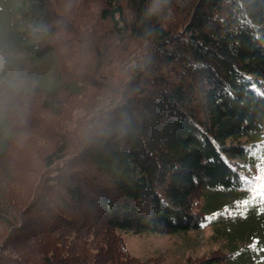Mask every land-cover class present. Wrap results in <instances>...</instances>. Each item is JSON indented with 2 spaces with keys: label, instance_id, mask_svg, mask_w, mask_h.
Returning <instances> with one entry per match:
<instances>
[{
  "label": "trees",
  "instance_id": "obj_1",
  "mask_svg": "<svg viewBox=\"0 0 264 264\" xmlns=\"http://www.w3.org/2000/svg\"><path fill=\"white\" fill-rule=\"evenodd\" d=\"M26 1L23 15L47 26L25 27L27 52L65 63L53 87L23 99L58 115L79 98L93 111L54 137L22 208L5 183L9 121L0 125V264H142L121 233L200 231L227 194L251 191L264 165V0H168L150 17L151 0ZM61 31L75 35L54 41ZM119 59L114 86L104 72Z\"/></svg>",
  "mask_w": 264,
  "mask_h": 264
},
{
  "label": "rangeland",
  "instance_id": "obj_2",
  "mask_svg": "<svg viewBox=\"0 0 264 264\" xmlns=\"http://www.w3.org/2000/svg\"><path fill=\"white\" fill-rule=\"evenodd\" d=\"M58 1L61 4L73 3L76 7L84 2ZM26 4V0H0V27L9 31L18 46L27 54V59L22 65L28 78L27 90L50 89L55 83L57 66L64 61V57L60 58L61 55L55 51L39 58L27 52V46L32 45L34 41H24L22 33L25 27H31L34 21L23 15ZM97 5L88 6V10L94 14L93 19L97 16ZM73 34H64L61 31L52 38L54 41L61 40V37H73ZM130 58L131 56L125 61ZM120 61L121 59L111 62L104 72L105 75L112 76L114 86L118 84L119 74L124 70V63ZM23 98L19 101L26 105L29 99L27 101ZM34 99L28 103L29 111L25 116L28 118L19 119L20 114L17 112L8 120L9 140L5 156L11 167V178L5 183L19 208L30 201L34 187L45 171L43 159L54 149V137L59 133L74 134L78 124L87 122L93 111L89 109L87 102L74 98L66 101L64 113L51 114L42 109L39 99ZM29 118L40 120L43 128L34 133L30 128ZM257 176H250L253 178L252 185L257 183ZM227 195V203L210 209L214 210L206 217L207 223L202 230L167 235L121 233L126 250L142 264H187L207 258L215 252L225 255L227 264H264V204L253 202L241 207L244 201L251 200L250 190ZM216 210L220 211V215L215 214ZM3 232L4 227L0 225V234Z\"/></svg>",
  "mask_w": 264,
  "mask_h": 264
},
{
  "label": "clouds",
  "instance_id": "obj_3",
  "mask_svg": "<svg viewBox=\"0 0 264 264\" xmlns=\"http://www.w3.org/2000/svg\"><path fill=\"white\" fill-rule=\"evenodd\" d=\"M168 0H151L146 10L147 16L159 14L166 6ZM33 34L44 33L47 26L36 24L31 26ZM27 54L18 46L13 35L0 27V125L11 119L19 111L24 115L18 101L27 92L28 78L22 65Z\"/></svg>",
  "mask_w": 264,
  "mask_h": 264
},
{
  "label": "snow or ice",
  "instance_id": "obj_4",
  "mask_svg": "<svg viewBox=\"0 0 264 264\" xmlns=\"http://www.w3.org/2000/svg\"><path fill=\"white\" fill-rule=\"evenodd\" d=\"M255 179L257 183L251 188L252 198L251 200L244 201L241 207H246L253 202L264 204V165L260 166V174Z\"/></svg>",
  "mask_w": 264,
  "mask_h": 264
}]
</instances>
